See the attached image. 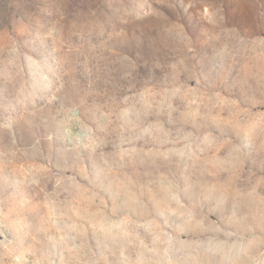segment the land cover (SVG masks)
Masks as SVG:
<instances>
[{"label": "rangeland", "instance_id": "rangeland-1", "mask_svg": "<svg viewBox=\"0 0 264 264\" xmlns=\"http://www.w3.org/2000/svg\"><path fill=\"white\" fill-rule=\"evenodd\" d=\"M0 264H264V0H0Z\"/></svg>", "mask_w": 264, "mask_h": 264}]
</instances>
